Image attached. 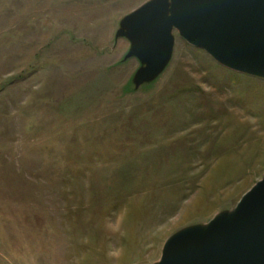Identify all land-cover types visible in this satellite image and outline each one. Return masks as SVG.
Returning <instances> with one entry per match:
<instances>
[{"label":"rangeland","instance_id":"374dc122","mask_svg":"<svg viewBox=\"0 0 264 264\" xmlns=\"http://www.w3.org/2000/svg\"><path fill=\"white\" fill-rule=\"evenodd\" d=\"M170 1L0 0V264H159L262 180L264 78L132 33Z\"/></svg>","mask_w":264,"mask_h":264},{"label":"water","instance_id":"95a60500","mask_svg":"<svg viewBox=\"0 0 264 264\" xmlns=\"http://www.w3.org/2000/svg\"><path fill=\"white\" fill-rule=\"evenodd\" d=\"M132 19L137 21L132 33L152 65L169 48L176 28L222 66L264 78V0L152 2ZM159 264H264V176L230 217L168 243Z\"/></svg>","mask_w":264,"mask_h":264},{"label":"bare ground","instance_id":"6f19581e","mask_svg":"<svg viewBox=\"0 0 264 264\" xmlns=\"http://www.w3.org/2000/svg\"><path fill=\"white\" fill-rule=\"evenodd\" d=\"M255 187H256V186H255ZM255 187H254V188H255Z\"/></svg>","mask_w":264,"mask_h":264}]
</instances>
